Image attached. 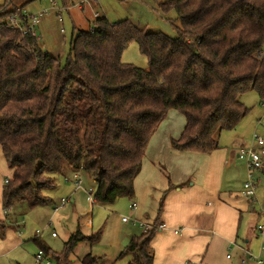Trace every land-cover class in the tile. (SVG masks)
<instances>
[{
	"label": "trees",
	"instance_id": "16d2710c",
	"mask_svg": "<svg viewBox=\"0 0 264 264\" xmlns=\"http://www.w3.org/2000/svg\"><path fill=\"white\" fill-rule=\"evenodd\" d=\"M161 8L175 10L177 37L98 14L73 36L61 63L29 29L9 26L11 15L23 9L0 5V146L12 170L2 192L0 239L23 220H17L19 205L53 206L50 193L59 176L73 181L82 170L91 172L93 204L133 198L149 141L170 110L186 120L171 146L211 153L220 147V134L249 112L241 100L246 91L264 101V0H168ZM132 42L148 58L147 69L122 61ZM182 186L169 183L151 227L133 236L118 258L153 264L151 243L163 225L165 197ZM100 237V230L77 228L61 252L34 238L57 264H71L79 243L92 248ZM99 258L90 251L81 264Z\"/></svg>",
	"mask_w": 264,
	"mask_h": 264
},
{
	"label": "rangeland",
	"instance_id": "374dc122",
	"mask_svg": "<svg viewBox=\"0 0 264 264\" xmlns=\"http://www.w3.org/2000/svg\"><path fill=\"white\" fill-rule=\"evenodd\" d=\"M57 1L60 4V0ZM61 1L68 7L62 11L63 20H58L56 10H49L48 14L41 17L38 25V32L42 35L39 44L52 56L59 57L61 63L66 61L73 36L79 30H88L92 26L90 21L96 17L95 14L105 16L111 22L130 20L145 28L146 31L161 33L170 38H175L178 35L179 20L175 10L164 11L161 8V5L166 4L168 0H89L90 3L82 2L81 6L80 4L73 5L80 0ZM5 3H8L9 8H21L28 13L39 12L51 5L47 0H0V5ZM121 59L125 63H131L143 69L149 67L148 58L140 52L136 42L129 44L123 51ZM241 99H245L244 103L250 108L249 112L242 118L238 126L223 131L218 138L224 144H228L227 149L235 148L236 152L252 141L255 129L264 137V126L257 124L258 117L264 113L260 94L249 90L243 94ZM239 138L245 140L241 144L242 146L237 145L242 142ZM236 161L238 164L246 166L245 160L237 158ZM6 168L3 153L0 150V178L4 176L3 172L6 171ZM247 173L244 180L240 175L236 177L234 183L236 188L243 189ZM259 174L261 182L257 186V198L264 205V171H259ZM57 185L56 190L51 192L50 196L57 204L61 198L68 199L63 207L54 210V203L53 206L51 203L45 206H36L33 209L22 205L16 208L17 220L23 219L19 222L22 240L16 248H12L10 251L3 253L1 250L0 264H43L37 263L35 259L36 253L41 249L40 242L50 248L52 252H61L64 249V242L77 228L86 234L100 230L101 237L92 248L87 242L78 244L72 253L71 264H81V258L90 251L93 255L100 257L97 264H127L130 260L129 256L121 258L118 256L133 236H138L143 232L140 226L122 220L124 216L134 215L135 209L131 208L130 204L135 199L120 197L110 205L93 204L89 192L95 189L96 183L92 173L83 170L73 181H66L63 176H59ZM1 211L2 209L0 215ZM248 216L245 213V221L241 227V236L244 238L249 237L247 234L248 218H246ZM259 216L257 219H251L252 238L248 243L249 252L245 259L253 258V260L264 261L261 251V247L264 245V236L253 231L256 224H264V219ZM258 218L260 219L258 220ZM52 232H55L56 235L53 236ZM35 236L40 242L35 240ZM51 264H57L53 257Z\"/></svg>",
	"mask_w": 264,
	"mask_h": 264
},
{
	"label": "crops",
	"instance_id": "0c3cea01",
	"mask_svg": "<svg viewBox=\"0 0 264 264\" xmlns=\"http://www.w3.org/2000/svg\"><path fill=\"white\" fill-rule=\"evenodd\" d=\"M185 123L184 115L177 110L168 112L149 141L141 171L134 181L133 198L137 207L132 216L148 223L155 221L160 199L169 183L183 184L169 190L165 197L160 215L163 226L151 243L153 264H259L258 259H245V256L252 238L251 219H257L259 214L264 219L259 209L262 204L248 199L243 186V189L234 186L239 175L244 180L246 166L236 161L235 148L227 149L228 144L219 139L220 147L211 153L173 148L171 138L180 136ZM239 140L242 142L237 145L242 146L245 140ZM3 174L0 178V218L4 216V179L12 177V170L7 166ZM90 199L93 203L91 195ZM245 213L249 215L246 217L248 238L241 236ZM259 225L256 224L253 231L260 234ZM17 226L7 230L4 240L0 239V252L10 251L21 243V224ZM261 249L264 256V249Z\"/></svg>",
	"mask_w": 264,
	"mask_h": 264
},
{
	"label": "built area",
	"instance_id": "2783aa9c",
	"mask_svg": "<svg viewBox=\"0 0 264 264\" xmlns=\"http://www.w3.org/2000/svg\"><path fill=\"white\" fill-rule=\"evenodd\" d=\"M51 5L47 9H43L36 13H28L23 11L22 13L12 14L8 24L9 26L13 28H17L20 31L24 33H28V29L30 30L32 36H34L37 40L42 39V35L38 32V25L40 23L41 17L43 15H46L49 13V10H56L57 11V17L59 21L63 20L62 17V11H65L68 7L67 5H64L63 2L60 0V4L57 0H47ZM69 2L70 0H66ZM90 3L89 0H80L79 2L74 3L73 5L80 4L81 3ZM71 5V6H73ZM97 17L98 14H95ZM63 31V29H62ZM262 106L264 107V101H262ZM257 124H261L264 126V113L262 116H260L257 120ZM257 129H255L251 142L249 144L244 145L243 147L239 148L236 152V156L240 160H245L246 166H247V178L244 181V195L250 199L252 202L258 204V198H257V189L258 185L261 182V175L259 174V171L261 172L264 169V137L256 132ZM8 178L4 179V184L8 182ZM79 182V181H77ZM91 192H89L90 194ZM91 195V194H90ZM68 202V199L61 198L59 204L56 206L55 210L58 208L63 207ZM130 207L135 209L137 207V203L133 201L130 204ZM261 215L264 217V206L260 205ZM5 214V209L3 210ZM122 220L124 222L132 223L133 225H138L142 228L143 231H147L152 223L143 222L139 219L129 216V217H122ZM163 226V225H162ZM257 230L260 232V234L264 235V224H261L257 226ZM52 235L55 236L56 233L52 232ZM264 249V245L262 246ZM229 257V255H228ZM35 259L38 263L43 264H51V258L46 256L42 250H39L36 255ZM257 263L261 264V261L258 259Z\"/></svg>",
	"mask_w": 264,
	"mask_h": 264
}]
</instances>
